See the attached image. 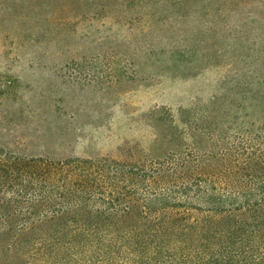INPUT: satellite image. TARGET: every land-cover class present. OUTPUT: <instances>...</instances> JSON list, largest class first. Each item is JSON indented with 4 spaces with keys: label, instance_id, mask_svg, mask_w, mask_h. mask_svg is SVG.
Here are the masks:
<instances>
[{
    "label": "trees",
    "instance_id": "16d2710c",
    "mask_svg": "<svg viewBox=\"0 0 264 264\" xmlns=\"http://www.w3.org/2000/svg\"><path fill=\"white\" fill-rule=\"evenodd\" d=\"M102 1L25 0V6L63 12L49 13L56 28L69 23L72 3H99L98 13L111 2L164 11L264 5ZM160 50L193 62L199 49L179 41ZM251 57L249 69L233 72L229 86L208 101L175 111L153 107L159 133L148 149L126 142L119 156L61 157L0 141V264H264V52Z\"/></svg>",
    "mask_w": 264,
    "mask_h": 264
},
{
    "label": "rangeland",
    "instance_id": "374dc122",
    "mask_svg": "<svg viewBox=\"0 0 264 264\" xmlns=\"http://www.w3.org/2000/svg\"><path fill=\"white\" fill-rule=\"evenodd\" d=\"M99 3H72L69 23L53 28L49 13L65 14L52 5L0 0V141L61 157L119 156L126 142L148 149L159 133L153 107L208 101L264 52L259 1L169 7V18L157 4L98 13ZM179 41L198 45L193 62L160 50Z\"/></svg>",
    "mask_w": 264,
    "mask_h": 264
}]
</instances>
